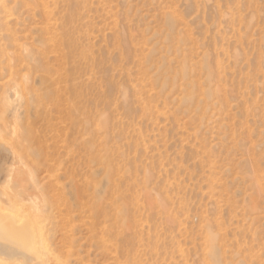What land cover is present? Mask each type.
I'll return each instance as SVG.
<instances>
[{"label": "rangeland", "instance_id": "rangeland-1", "mask_svg": "<svg viewBox=\"0 0 264 264\" xmlns=\"http://www.w3.org/2000/svg\"><path fill=\"white\" fill-rule=\"evenodd\" d=\"M2 125L68 264H264V0H0Z\"/></svg>", "mask_w": 264, "mask_h": 264}, {"label": "bare ground", "instance_id": "bare-ground-1", "mask_svg": "<svg viewBox=\"0 0 264 264\" xmlns=\"http://www.w3.org/2000/svg\"><path fill=\"white\" fill-rule=\"evenodd\" d=\"M10 76L4 82L9 94L14 93L15 83L14 75ZM5 128H0V264H68L76 254L74 225L69 224V218H62L60 211L57 215L53 212L54 206L40 191L32 168L19 166L17 144L8 142Z\"/></svg>", "mask_w": 264, "mask_h": 264}]
</instances>
